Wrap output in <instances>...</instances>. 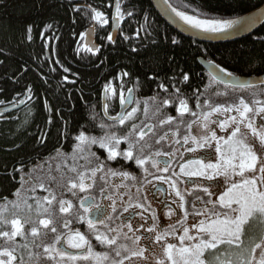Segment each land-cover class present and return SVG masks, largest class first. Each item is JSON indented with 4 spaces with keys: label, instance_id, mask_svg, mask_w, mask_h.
I'll return each instance as SVG.
<instances>
[{
    "label": "snow or ice",
    "instance_id": "1",
    "mask_svg": "<svg viewBox=\"0 0 264 264\" xmlns=\"http://www.w3.org/2000/svg\"><path fill=\"white\" fill-rule=\"evenodd\" d=\"M130 7H134V4ZM130 7L122 9L119 0H116L115 20L118 25L124 19L133 17L134 13ZM168 8L186 25L211 37H222L234 28L236 31H248L255 22L254 19L239 21L201 18L202 14L197 15L196 9H192L194 14L189 15L186 11H178L170 4ZM74 11L81 16L86 14L90 20L98 24H109L105 14L93 8L91 4L83 8L74 6ZM148 20V17H144L145 23L141 25L145 32L151 26ZM28 31L30 32L31 29L29 28ZM93 31L94 29L90 28L80 35V39L86 41L83 45L84 50L96 53L99 52V48L88 39ZM135 34L140 36L139 29ZM147 35L151 38V43L155 44L156 39L152 33L147 32ZM124 38L129 39L128 36ZM106 39L112 43L116 42L112 35H108ZM260 42L264 43V37L260 38ZM171 43L178 44L179 41L172 37ZM79 51L81 48L77 47V52ZM132 51L136 52V48H132ZM210 64L212 68L210 86L213 82H222L233 89L254 88L256 91L252 94L253 98L248 100L240 96L234 101L226 99L223 103L215 105L206 100L201 106L200 96L192 91L193 85L188 83L190 79L188 72L181 70L179 76L174 74V80H169L168 84L175 89V92L170 98L160 100L157 114L168 106L172 111H178L180 117L190 113L193 117L198 116L199 119H194L188 124L183 137L179 135L180 125L177 123V129L172 134L176 138L167 144L168 150H164V145L152 150V146L145 142L146 137L156 127L152 124H144L143 120H140L141 113L147 116L146 102L141 108V102L135 98L133 89H128V94L125 96L122 91L118 93L116 87L106 84L103 87L104 114L107 115L109 112L110 98L118 96L119 104L127 107H123L118 115L107 116L109 122L100 121L96 135L91 134L97 132L94 115L84 130H79L80 126L76 125L78 131L74 138L70 132L63 133L70 149V153L66 154L68 158L84 159L89 163L92 160L96 161L95 167L87 168L83 172L77 171L75 167L69 169L74 176L67 180L64 187L73 196L77 191L85 193L79 200V211L73 217H66L58 230L50 215L51 205L57 202L54 190L50 185L46 186L30 179L31 173L20 177V187L12 193L16 199L8 200L7 196L0 198L3 200V204L0 205V239H3L7 245H0V264H41V261H46V264H126L134 257H143L146 251V249L133 250L126 243L121 242L122 235L124 240L132 239L123 233V228H127L129 232L143 229V224L136 229L132 227V220L137 216L145 222L149 218L153 221L146 231L156 232L154 243L161 245L165 257L158 260L157 264H264V80H241L226 68L211 61ZM128 75V72L120 73L121 78ZM158 76L159 73L153 75L149 72L144 73L146 82L156 83ZM225 77L229 79L225 80ZM181 83L187 84L183 91L177 86ZM157 87L168 92V88L163 83H159ZM31 93L32 89L28 88L29 99L32 98ZM190 99L194 100V107L200 108L199 113L190 110ZM221 115L224 116L223 119H220ZM175 120L177 117L166 114L159 124L161 126L172 124ZM193 125H199L203 134L193 135ZM217 128L224 135H218ZM242 128L247 131H242ZM46 138V134L41 135V141ZM168 139L169 134L165 132L156 143L160 144L161 141ZM63 146L61 142L60 146L55 148V152L60 153ZM94 147L96 151L92 150ZM145 149H149L147 154ZM101 150L106 155H97ZM197 152H200L198 157L185 159L186 153ZM109 162L119 164L121 168L135 165L141 169L143 171L141 187L144 184H152L153 180L168 184L170 189L168 195L173 199L169 203L166 198L163 203L168 209L169 218L175 211L172 204H175L182 213L178 215V227L176 225L161 227L154 213H150L149 216L144 215L151 209V204L146 203V194L143 195L142 200L135 202L131 201V197L128 201L122 197L119 201L114 199L118 193L109 190L106 179L108 176H120L132 181H136L137 177L126 170L118 171L111 166L106 167ZM173 164H176L175 168ZM37 168H40L39 164ZM21 170L16 169L17 172ZM97 174H101L102 184L95 194H90L91 190L96 188ZM192 178L198 179L192 180ZM55 179L54 176L50 177L51 182H55ZM188 181L196 184L202 193L191 202L186 199V192L181 188ZM24 184L32 185L26 190L28 193H35L39 188L48 195L42 198L34 195L22 197ZM119 187L126 185L122 182ZM137 192H140V188H137ZM29 200L34 203H29ZM104 201L111 203L105 205ZM58 203L59 212L63 214H68L74 207L69 200L60 199ZM118 204L121 206L118 207ZM9 208L12 209L10 218L5 215ZM131 209L138 211L125 216V213H129ZM34 215L35 219H33ZM121 217L123 220H120ZM190 217L193 223L189 226L187 220ZM114 220H120L117 227L107 223ZM74 224L80 227L86 226L85 231H81L80 227L73 228ZM49 233L53 234L51 241L44 242L43 238ZM17 237H20L23 243H16ZM141 238L146 237H136L133 243H137ZM37 240H40V243H37ZM172 240L176 242L173 243ZM96 247L103 250L97 251ZM36 249L40 251L37 252Z\"/></svg>",
    "mask_w": 264,
    "mask_h": 264
},
{
    "label": "trees",
    "instance_id": "2",
    "mask_svg": "<svg viewBox=\"0 0 264 264\" xmlns=\"http://www.w3.org/2000/svg\"><path fill=\"white\" fill-rule=\"evenodd\" d=\"M119 2L122 9L134 4L130 7L134 15L122 21L118 40L113 44L106 37L112 35L116 0H0V198L13 200L20 177L57 155L55 148L61 142L64 146L60 152H70L63 133L70 132L74 138L76 125L79 130L87 128L101 107L103 87L111 84L106 82L121 78L122 71L129 73L122 77L125 90L133 89L141 99L156 97L160 101L175 92L168 81L184 70L200 103L207 99L211 79L200 59L215 62L236 76H264V43L260 42L264 26L236 42L203 44L177 33L158 15L150 0ZM169 2L178 11L193 15L192 9H196L201 18L218 20L240 18L264 4V0ZM88 4L103 12L109 24H97L86 14L74 11V6L83 8ZM144 17L149 18L147 32L155 37V44L141 27ZM95 24L96 41L102 42L99 52L91 53L83 49L85 41L80 35ZM125 36L129 37L127 42ZM172 37L179 43L172 44ZM77 47L81 51L77 52ZM145 72L159 73L156 83L146 82ZM159 83L168 92L157 87ZM177 86L183 91L187 84ZM28 88L32 89L31 99ZM190 100L194 109V100ZM21 103H25L24 107L14 110ZM42 134L47 137L43 141Z\"/></svg>",
    "mask_w": 264,
    "mask_h": 264
},
{
    "label": "flooded vegetation",
    "instance_id": "3",
    "mask_svg": "<svg viewBox=\"0 0 264 264\" xmlns=\"http://www.w3.org/2000/svg\"><path fill=\"white\" fill-rule=\"evenodd\" d=\"M96 36V33H95ZM118 40V38L116 39V41ZM125 41L127 42V40L125 39ZM102 42V39H99L98 41H96V43L99 45V43ZM116 43V42H115ZM113 43V44H115ZM123 79L122 78H112V80L106 82V83H111L112 86L118 89L121 87L122 90H120L119 92H123L125 96H127L128 91L125 90V88H123ZM104 83V84H106ZM131 89V88H130ZM233 90H237V89H233ZM118 92V93H119ZM215 92V91H214ZM133 94L135 96V98L141 102V108H143L145 102L148 106V112H147V116H144L142 113L140 114V120H143L144 124H152L155 125V129L153 132L149 133V135L146 137V143L152 146V150L155 149H159L161 148V145H164V150H168L167 149V144L171 143L173 139H175L176 137H174L172 134L176 131L177 129V123H179V135L180 137H183L187 131V126L189 123H191L192 120L194 119H199V117H193L190 113L185 114L183 117H180V114L178 111H172L170 107L165 106L163 109H161V111L159 112V114H154V115H150L152 107L155 106V110L157 111V109L160 107V101L155 100V99H141L138 97L137 93L133 90ZM104 100H105V96H104V92L102 91L101 93V107L98 111H96V128H97V132H92L91 134L96 135L98 134V125L100 121H104V122H109L107 120V116H111V115H118L120 110L123 108L122 105L119 104V100H118V96L117 98H110V100L108 101L109 103V112L107 115L104 114V110H103V106H104ZM201 106H203L204 103H200ZM153 105V106H150ZM178 107V104H177ZM189 108L191 111H195L197 113L200 112V108L195 107L193 109L192 107V102L191 100H189ZM168 114V115H172L174 117H177V120H175L172 124H164V125H160L159 121L162 120L164 118V116ZM214 118V117H213ZM224 116L221 115L220 119H223ZM182 121V122H181ZM140 121H137V123H139ZM259 123V121L257 122ZM213 127V126H212ZM197 129H199V125H193L192 128V134L193 135H199L197 134ZM84 130V129H83ZM244 131H247L246 129H243ZM165 132H167L169 134V139L166 141H161L160 144H157L156 141L160 136H163L165 134ZM203 134L202 130H201V135ZM217 134L218 135H224V133L220 134L219 133V129L217 130ZM75 137V136H74ZM122 147H126V146H122ZM175 147V146H174ZM93 151H96V148L94 147L92 149ZM149 151V149H145V154H147ZM66 153V152H65ZM70 152H67L66 154H68ZM97 155H106V153H103V150H101L100 152L97 153ZM178 155H179V151H178ZM200 155V152L197 153H186L185 154V159H187L188 157H198ZM79 159V158H78ZM89 163L88 161L84 160V159H79V163L76 164L75 163V167L78 171L83 172L85 169L87 168H92L95 167L96 165V161L92 160L91 164H87ZM126 164H131V162H125ZM107 166H111L114 170H126L131 172L133 175H135L137 177L136 181H132V180H125L123 177L120 176H108L106 179L108 180V187L110 191H113L114 193H118L117 195L114 196V199H116L117 201H119L121 199V197L125 200L128 201L129 197H131V201L135 202L137 200H142L143 195L146 194L147 195V201L146 203H150L151 204V209L149 210V212H145L144 215L145 216H149L150 213H154L157 217V223L161 226V227H171L177 225V219H178V215H182V213L180 212L179 209L176 208L175 204H172V208L175 210L174 214L171 216V218L168 217V209L165 207L164 205V201L168 200L169 203H171V200L173 199L172 196H169L168 193L170 191L169 189V185L168 184H164L160 181H155L153 180L152 184H144L143 187H141L142 183H143V171L139 168H137L135 165H131L130 167L127 168H121V166L119 164H116L114 162H109ZM146 167H150L147 166ZM176 167V164H173V168ZM151 171H155L154 169H150ZM161 175H165L164 173H160ZM100 175L101 174H97L96 177V188L91 190L90 194H95L97 189L101 186L102 181L100 179ZM151 179V177H150ZM187 179V178H186ZM192 180H197L195 178H192ZM124 183L126 185V187H119V185L121 183ZM137 188H140V192H137ZM182 191L186 192V199L191 202L192 199L194 198V195H192V190L194 189H198L196 184H193L192 181H188L187 184L182 185L181 186ZM159 189V191H158ZM58 193H59V189H58ZM124 193H127V195H124ZM187 193H191V195H187ZM72 195V193H70ZM64 198H69L71 202H73V200L78 204H79V200L81 198H83V196L85 195V193H81L79 191H77V194L75 196H65L63 194H59ZM199 202V201H198ZM110 201H104V204H110ZM121 205L118 204V207H120ZM79 211V208L77 206V208L74 206L71 211L68 214H63V217H73L76 215V213ZM134 211H138L137 209H131L129 213H125V216H130L132 212ZM120 220H123V217L120 218ZM120 220H114V221H109L107 223H111L113 227H117L120 224ZM190 220V218L187 220V224L189 225L190 223H188V221ZM153 221L152 219H148L147 222H145L144 220H142L140 218V216H137L134 220H132V227L133 229L138 228L139 225L143 224V229H141L140 231H135V232H129L127 228H123V233H126L129 237H131L132 239H128V240H124L123 235L121 236V242L126 243L131 249L133 250H140V249H146V251H144V255L143 258L141 257H134L132 260L127 261L126 264H141V260H145V264H157V261L160 259H164V250L161 247L160 244H156L154 243V237L156 235V232L153 233H148L146 231V229L152 225ZM76 227H80L79 225L74 224L73 228ZM86 226L84 227H80L81 231H85ZM159 231V228L157 229V232ZM136 237H146V238H141L137 243H133V241L135 240ZM171 242L175 243V240H172ZM95 244V242H94ZM149 245H151L149 247ZM97 251H102L103 249H101L100 247H96ZM69 251H74L69 249Z\"/></svg>",
    "mask_w": 264,
    "mask_h": 264
},
{
    "label": "rangeland",
    "instance_id": "4",
    "mask_svg": "<svg viewBox=\"0 0 264 264\" xmlns=\"http://www.w3.org/2000/svg\"><path fill=\"white\" fill-rule=\"evenodd\" d=\"M215 91V92H214ZM256 89L254 88H249L246 90H242V89H237V90H233V88H228V87H223L221 85H219L216 82H213L211 84V86L208 88L207 91V101H210L213 105L215 104H221L223 103L226 99L227 100H231L234 101L237 99V97L243 96L244 98L251 100L253 98V92H255ZM226 94V95H225ZM153 106V105H150ZM157 114V111L155 110V106L152 107L151 113L150 115H154ZM215 118V117H214ZM221 118V116H220ZM258 122V121H257ZM213 127H216L215 125H212ZM218 130V128H217ZM242 131L243 128H242ZM220 134H222L219 131ZM197 134L201 135V128L199 127V129H197ZM258 143V142H256ZM75 163L78 164L79 163V159H72V158H68L65 152H60L57 155H55L53 158H51L50 160L40 164V168L34 167L29 173H31V177L30 179H34L36 180L37 183H43L46 186H51V188L54 190L56 197H57V202H54L51 205V211H50V215L52 216V219L54 220L58 230L60 228V225L62 223V221L66 218L63 217L62 213L59 212V203L58 201L60 199H62L63 197L59 194H63V195H67V196H72L70 193L66 190V188L64 187V185L66 184L67 180L70 177L74 176V173H72L71 171H69V169L71 167H75ZM87 164H91V163H87ZM76 168V167H75ZM78 171V170H77ZM54 176L55 182H51L50 181V177ZM198 179V178H195ZM222 179V178H221ZM32 185L31 184H24V190L21 191V196H28V195H34L36 197H44L47 196L48 193L46 191H42L39 188H37V190L35 191V193H28L26 190L28 188H30ZM58 189H59V193H58ZM213 191H216L215 189H213ZM192 195H194V198L192 199L195 200V198L199 195H202V193L200 192V190H196L193 188L192 190ZM16 197L13 199L15 200ZM64 200H69V198H64ZM29 203H34V201L29 200ZM197 206L199 207V202L197 201ZM72 204L77 208V206L79 205L78 202L76 203L74 200L72 202ZM12 212V209L9 208L8 211L5 213L6 216H8L10 218V213ZM35 215L33 216V219H35ZM199 219V218H197ZM189 226L193 223L191 217L190 220L188 221ZM28 226L26 225V230H27ZM52 235L51 233H49V235L47 237H44L43 240L44 242H50L52 239ZM31 238H29L30 240ZM16 243H23V241L21 240L20 237L16 238ZM37 243H40V240H37ZM0 245H5V242L3 239H0ZM7 246V245H5ZM37 252L40 251V249H36ZM143 258V257H141ZM41 264H46V261H41ZM141 264H145V260H141Z\"/></svg>",
    "mask_w": 264,
    "mask_h": 264
},
{
    "label": "water",
    "instance_id": "5",
    "mask_svg": "<svg viewBox=\"0 0 264 264\" xmlns=\"http://www.w3.org/2000/svg\"><path fill=\"white\" fill-rule=\"evenodd\" d=\"M154 9L158 13V15L170 26L172 27L177 33L180 35L189 38L195 42L203 43V44H224V43H231V42H236L238 40H241L243 38H246L255 32H257L261 27L264 26V4L258 8L257 10L242 16L238 19L234 20H239L243 21L245 19H254L255 22L252 24V26L248 29V31H236L234 28L233 30L230 31L229 34L224 35L222 37H211L208 34L203 33L200 30L194 29L189 25H186L182 20L179 19V17H176L175 13L171 11L170 8H168V5L170 4L168 0H150ZM171 5V4H170ZM113 31H112V36L113 39L116 41L118 38L119 32H120V27L122 22L118 25L116 20H115V8H114V14H113ZM239 25H237V28ZM94 29L92 32L91 36L88 38L92 40L96 47L99 48V46L96 44V38H95V33H96V25L91 27ZM86 42V41H85ZM97 53V52H96ZM200 63L202 67L206 70V72L210 75V72L212 71L211 64L210 62L201 59ZM214 63V62H213ZM216 64V63H215ZM235 76V75H234ZM241 80L245 79H250V80H264L263 77H238L235 76ZM225 80H228V77L224 78ZM221 85H225L222 82H218ZM226 86V85H225ZM239 88V87H237ZM105 103V100H104ZM24 106V104H22ZM123 107H127L126 105Z\"/></svg>",
    "mask_w": 264,
    "mask_h": 264
},
{
    "label": "bare ground",
    "instance_id": "6",
    "mask_svg": "<svg viewBox=\"0 0 264 264\" xmlns=\"http://www.w3.org/2000/svg\"><path fill=\"white\" fill-rule=\"evenodd\" d=\"M22 107H24L22 104H20V105H18V106H16L15 108H14V110H19V109H21ZM10 108H13V107H10ZM7 110V109H6Z\"/></svg>",
    "mask_w": 264,
    "mask_h": 264
}]
</instances>
